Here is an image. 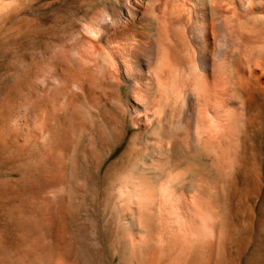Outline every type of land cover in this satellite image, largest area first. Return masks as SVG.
Returning <instances> with one entry per match:
<instances>
[{
  "label": "rangeland",
  "instance_id": "obj_1",
  "mask_svg": "<svg viewBox=\"0 0 264 264\" xmlns=\"http://www.w3.org/2000/svg\"><path fill=\"white\" fill-rule=\"evenodd\" d=\"M82 4L22 0L0 10V264H264V113L255 126L250 109L245 132L195 151L194 175L177 181L181 194H157L151 212H137V197L121 193L138 171L128 152L137 130L125 132L124 105L113 95L94 99L93 70L69 99L64 83H37L49 73L78 75L71 58L79 51L59 49L79 37ZM88 88L91 108L82 103ZM40 118L52 134L49 158L34 134ZM181 139L176 132L174 158Z\"/></svg>",
  "mask_w": 264,
  "mask_h": 264
},
{
  "label": "bare ground",
  "instance_id": "obj_2",
  "mask_svg": "<svg viewBox=\"0 0 264 264\" xmlns=\"http://www.w3.org/2000/svg\"><path fill=\"white\" fill-rule=\"evenodd\" d=\"M20 1L0 0V10ZM91 1L83 0L79 37L69 35L70 43L59 49L79 51L75 53L80 56L71 58L78 75L65 80L49 73L37 83H64V99H69L73 91H83L82 77L89 70L98 74L101 92L94 99L115 96L124 105L125 132L137 130L128 152L138 171L130 173L132 186L121 193L137 197V212L149 213L157 194L176 196L177 181L194 175L195 151L245 132L250 109L258 126L264 113V0H104L103 5ZM92 102L88 88L82 103L90 107ZM26 111L15 112L16 123L24 121ZM37 122L34 134L49 158L52 134L42 118ZM155 129L159 136L149 137ZM176 132L182 139L174 158ZM162 179L169 183L157 189Z\"/></svg>",
  "mask_w": 264,
  "mask_h": 264
}]
</instances>
